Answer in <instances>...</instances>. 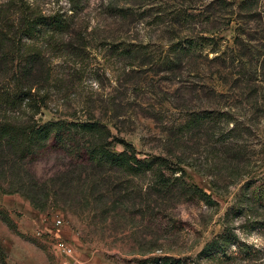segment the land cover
Listing matches in <instances>:
<instances>
[{"label":"rangeland","instance_id":"374dc122","mask_svg":"<svg viewBox=\"0 0 264 264\" xmlns=\"http://www.w3.org/2000/svg\"><path fill=\"white\" fill-rule=\"evenodd\" d=\"M0 12L9 24L22 12L62 14L71 27L54 41L0 43V92L19 74L18 48L40 54L24 81L37 107L15 116L96 121L110 149L166 159L213 202L176 187L161 196L149 174L97 171L50 150L21 173L38 182L43 208L0 193L14 225L0 219V264H193L225 226L249 255L232 246L229 259L197 264H264V228L250 229L264 221V0H0ZM202 111L216 114L190 127Z\"/></svg>","mask_w":264,"mask_h":264},{"label":"trees","instance_id":"16d2710c","mask_svg":"<svg viewBox=\"0 0 264 264\" xmlns=\"http://www.w3.org/2000/svg\"><path fill=\"white\" fill-rule=\"evenodd\" d=\"M17 22V23H16ZM16 22L9 24L5 16L0 12V43L11 42L12 45H20L21 42H34L37 40L54 41L69 34L71 27L69 19L62 14L51 16L33 15L22 12ZM191 44V43H190ZM23 47H27L24 45ZM176 52H184L182 48L174 46ZM192 47V45H191ZM12 63H18L19 74L13 76L11 88L0 92V112L5 115L0 119V193H22L31 203L33 208L41 209L46 203L39 201L42 190L38 188L36 181H25L21 173L27 175L26 167L38 161L50 150H67L70 154H80L86 167L97 171H117L131 176L149 174L153 179V190L161 195H169L172 188L176 187L183 195L212 205L210 198L196 186H188L182 181L184 172L181 168H170L166 159L153 157L149 160L139 159L133 148L124 144L123 150L117 152L110 149L106 142V130L96 121H65L50 120L37 122L26 119L25 116H15L18 109H34L37 107L35 96L31 88L24 84L26 78L32 73L38 64L40 54L21 52L16 50ZM20 63V64H19ZM42 96L40 99H43ZM42 102V106H44ZM214 112L202 111L193 113L189 119L190 127H199L207 121H212ZM170 170V175L166 172ZM175 171L180 172V177H173ZM180 178V179H179ZM5 179V180H4ZM18 180L19 191L5 190L2 181ZM33 179V178H32ZM98 181V180H97ZM95 184V181L92 183ZM14 187V183L8 184V189ZM242 215V209L240 208ZM233 210H236L233 208ZM235 214V211H234ZM228 217V214H226ZM0 219L9 228L14 225L8 215L0 208ZM264 228V221L251 222L250 229L255 226ZM238 238L231 228L225 226L220 234L215 236L197 254L196 261H222L229 259V250L237 247L243 255H249V247L238 244ZM184 259L163 257L160 259H148L145 262L152 264H184Z\"/></svg>","mask_w":264,"mask_h":264},{"label":"built area","instance_id":"2783aa9c","mask_svg":"<svg viewBox=\"0 0 264 264\" xmlns=\"http://www.w3.org/2000/svg\"><path fill=\"white\" fill-rule=\"evenodd\" d=\"M58 223H60V222H58Z\"/></svg>","mask_w":264,"mask_h":264}]
</instances>
